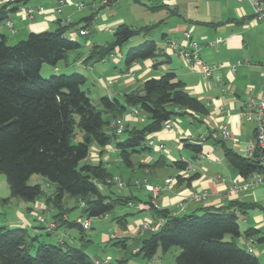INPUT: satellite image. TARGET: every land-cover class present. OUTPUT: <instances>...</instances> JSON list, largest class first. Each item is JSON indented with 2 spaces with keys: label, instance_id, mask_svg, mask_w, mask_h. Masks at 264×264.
I'll use <instances>...</instances> for the list:
<instances>
[{
  "label": "trees",
  "instance_id": "trees-1",
  "mask_svg": "<svg viewBox=\"0 0 264 264\" xmlns=\"http://www.w3.org/2000/svg\"><path fill=\"white\" fill-rule=\"evenodd\" d=\"M28 1L16 0L0 5V27ZM117 1L109 0L107 5ZM94 18L95 14L83 21L90 22ZM78 25L64 26L59 22L55 31L30 33L25 40L14 45L8 44L6 36L0 38V174L6 178L11 198L34 202L45 197L48 206L57 213L54 217L57 223L64 215L66 196L78 200L88 219L108 216L120 205L136 204L137 199L133 196L112 198L103 193L102 186L112 187L107 182L114 175L105 162H89L93 147L100 149L102 156L105 149L113 145L121 161L132 167L134 154L152 150L146 144L148 136L162 131L167 122L189 112L201 116L208 114L206 105L192 96L185 84L171 72L146 80L139 90L124 93L123 102L104 96L98 106L83 90L87 83L84 75L75 73L42 78L44 64L56 68L67 60L70 52L80 50L81 44L67 35ZM152 29L120 24L114 32V40L106 46H95L89 59L104 61L132 38L146 35ZM158 57L166 55L154 41L147 40L125 53L124 64L129 69L136 62ZM131 109L146 114V124L141 129H131L126 124L124 133L128 136L119 141L112 122L124 118ZM106 127L111 129L112 136L106 132ZM77 129L83 136L74 144ZM213 142L221 146L224 159L243 179L264 172L260 163L264 154L262 150L257 148L249 157L227 147L223 140ZM185 146L195 155L202 153L199 144L186 143ZM161 164L167 165V162L160 158L155 166ZM169 165L179 171L189 167L184 161ZM33 175L44 177L55 187V192L47 196L40 185H30ZM144 204L148 205L147 210L152 213L155 223L160 219L163 223L156 231H146L147 235L139 239L140 249L136 253L128 249L123 239L115 243L129 253L119 260L120 264H127L132 257L152 261L159 251L165 254L176 247L181 252L175 257V264H263L255 254L237 243L242 233L234 210L244 212L258 208L257 205L230 202L223 208L202 209V215H177L156 208L152 195ZM128 216L116 218L121 227H127ZM64 224L82 232L85 230L76 221ZM259 233L249 229L244 235L251 238ZM227 236L231 241L225 240ZM0 264L95 263L81 248L40 242L25 228L0 227Z\"/></svg>",
  "mask_w": 264,
  "mask_h": 264
},
{
  "label": "crops",
  "instance_id": "crops-1",
  "mask_svg": "<svg viewBox=\"0 0 264 264\" xmlns=\"http://www.w3.org/2000/svg\"><path fill=\"white\" fill-rule=\"evenodd\" d=\"M58 1L29 0L25 6L11 15L9 22L12 23L14 29H10L6 24L5 28L0 27V38L6 36L7 41H14L12 43L14 45L25 40L30 33L55 31L59 22L64 26L78 23V26L67 33L69 39L78 42V37L81 36L80 30L87 31V35L83 36L87 37V41L81 45L79 51L75 52V70L87 74L89 76L85 75L87 82L93 78L97 79L101 94L109 98L123 97L126 92L139 90L148 79L159 78L170 72L176 74L177 78L185 84L186 90L206 105L208 114L201 116L189 112L186 115L175 117L172 120L171 129L164 128L148 136V139H152L155 143L163 144L165 150L151 148L152 150L134 154L131 168H138L143 172L144 183L161 188L158 199L153 203L158 208L167 209L173 214L198 215L203 213L202 209L223 208L230 202L257 205L258 208L244 212L234 210L242 233L237 243L245 249L252 247L255 251L262 250L264 247V185H257L250 191L228 194L229 185L234 182L241 185L244 179L226 162L220 145L214 144L210 139L205 142L199 140L200 136L208 138L212 130L226 126L231 134V139L224 142L226 146L241 155H247L255 125L247 122L241 114L248 99L264 97V76L262 75L264 73V21H254L251 3L248 0H118L105 8H100L97 4V9H94L91 0H70L73 3L84 2L85 6L79 9L73 5L58 6ZM39 7H42L44 12H36L33 19L27 18L23 13L27 8ZM93 14L95 18L92 21H83ZM120 24H127L134 28L153 27L150 32L156 31L158 36L155 34L151 37L144 36L138 42L154 41L166 55L163 58L165 62L159 63L158 57L136 62L127 69L125 64L116 63L115 51L118 49L114 51L115 57L113 58L110 56L104 61L89 59L95 46H106L94 41L96 37L88 39L92 31L99 28L100 32L114 34ZM185 32L189 37L185 36ZM218 40L219 43L216 44ZM168 41H175L179 48L190 50L193 49L191 42H195L201 60L208 65L221 63L233 65L237 61L243 64L238 67L236 73H232L228 67H225L215 72L213 78H205L199 70L187 66L177 52H169L167 50ZM110 59L114 60L116 65L119 64L114 72L115 75L102 77L99 71V67H102L100 63H105ZM246 61L248 63H245ZM216 78L220 81L217 82ZM140 118L136 119L131 116L130 111L124 116L126 124L131 129L145 123L146 117L143 118L141 115ZM234 141L239 144H235ZM186 143L201 145L202 153L195 155L186 148ZM92 149L95 151L92 154L100 157L101 150L96 147ZM185 150H188L190 154H185ZM105 152L101 156L105 163L111 157L115 160L120 158H117L118 151L112 146H108ZM160 158H163L167 165L161 164L156 167L155 164ZM177 161L189 163L190 168L179 171L169 165ZM218 177L223 182L219 181ZM167 180H172V182L167 184ZM126 184L137 186L139 182L136 180L133 183L129 179ZM47 185L53 191L51 193L44 191L47 196H51L55 192V187L48 183ZM203 190L209 193L205 202L198 204L190 199L191 194ZM8 191L7 183L4 186L0 181L2 210L6 208L11 213L10 218H0V227L25 228L38 239L42 236V231H45L50 242H55L53 244L70 246L68 240L70 232L64 224L70 221L68 215L70 208L66 207L62 211L64 215L57 223L54 219L56 211L40 200L41 198L34 202L19 198L12 200ZM149 195L151 196L150 193ZM129 204H132L128 205L129 207L134 206L133 203ZM139 207L145 213L144 215L150 213L147 210L148 205L140 203ZM33 214H39V217L36 219ZM42 217L46 222L54 223L55 228L47 231L45 225L39 221ZM74 221L79 223V221L83 222V219L78 216ZM146 221L156 224L153 215L150 218L146 215L145 219L135 220L134 223H128L124 228V235L121 239L126 241V246L132 249V253L140 249L137 240L147 235V232L140 234L138 231L141 224ZM89 224L91 228L90 219ZM249 229L260 233L257 237H245L244 234ZM133 233L134 237H132ZM129 234L132 236H128ZM110 236L102 235L103 242H110ZM261 239L263 241L259 242ZM83 242L93 243L91 240H83ZM117 248L122 251L121 259L129 256L127 251L123 252L122 248ZM97 254L95 253L94 257L88 255L95 259L99 258ZM256 256L264 264V255ZM151 263L156 264L157 262L152 260Z\"/></svg>",
  "mask_w": 264,
  "mask_h": 264
},
{
  "label": "rangeland",
  "instance_id": "rangeland-1",
  "mask_svg": "<svg viewBox=\"0 0 264 264\" xmlns=\"http://www.w3.org/2000/svg\"><path fill=\"white\" fill-rule=\"evenodd\" d=\"M1 28H5V24L2 25ZM95 30L96 31H92V34L90 36H88V39L96 37L94 39V41L99 42L103 45H108L109 43H111L114 40V34L113 33L104 32V31L100 32L99 28H97ZM6 32H7V29H6ZM154 34L156 36H158L156 31L150 32L146 35H138V36L132 38L126 44H124L121 49L116 50L115 51L116 63L120 62V64L124 65L125 53L129 49L139 46L141 44V42L139 43L138 41H140L144 36L149 35V37H151ZM9 37L11 38L10 35H9ZM86 41H87V37H83V36L78 37V42L81 45H83ZM13 42L14 41L9 40L8 44L13 45L12 44ZM75 54H76L75 52H70L68 54L69 55V59H67L68 61L66 60V61L60 62L58 64L57 68H54V67L47 65V64H44L42 66V69H41L42 78L49 79L53 75H55V76L72 75L75 73H78V74H81L84 76L86 75L87 77H89L87 74H85V73L83 74V73L75 70L76 69V67L74 65L76 62V60H75L76 55ZM163 58L164 57L158 58L159 63L162 64L165 62ZM97 64H99V62ZM118 65H116L115 61L111 60V59L106 61L105 63H100V66H102V67H99L100 75L102 77H105V78L108 76L115 75L114 72H116V70H117L116 67ZM83 90H85L87 92L88 96L91 98L92 102L96 106H98L100 98L104 97V95L101 94V91H100L101 88L99 87V83L97 82V79H95V78H93V80L90 79L83 86ZM111 98L112 99L117 98L121 102H123V98L120 96H115V97H111ZM141 115L143 118L147 117L146 114H144L142 112H141ZM104 117H107V116L104 115ZM145 124H146V122L141 123L137 126V128L141 129L145 126ZM106 132L110 136L113 135V132L111 131V129H109L107 127H106ZM82 136H83V134L77 129L75 136L73 138V143L77 144L79 141H81ZM127 136H128V133L121 134L118 136V140L123 141L127 138ZM147 141H146V144H147ZM112 147L114 148L113 145H112ZM94 152H95L94 149H91L90 154H92ZM184 153L188 154V155L190 154V152L188 150H185ZM97 158L101 159V155H100V157H98V156L92 154L89 157V162L97 163L100 161V159L97 160ZM117 158H119L118 155H117ZM101 161H102V159H101ZM106 166L108 167V170L114 175V177L111 180H108L111 182H107V185H112L111 188H108L106 186H102L101 190L103 191V193L110 195L112 198L133 196L137 199L136 204H134L133 207H129L127 205H120V206H117L114 209V211L111 214H109L108 216L90 218L92 227L89 228L88 230L87 229L84 230V232H82V233H81V230L77 227H71V228L67 227L68 232H70L68 240H69V244L71 247L81 248L84 251H86V253H88L91 257H94L95 253H98L97 255L99 256V258L109 256L111 258V261H110L111 264H119V259H121V257H122V251H120L121 249H118L115 246V243H117L119 240H121V238L124 235L125 229L119 225L116 218H118L120 216H124V215H129L127 217V220H128L129 224H132V223H134L135 220L145 219L146 215L149 218L152 217L151 213H149V212L146 215H144L145 213L143 211H140V207H139L140 202H142V203L148 202V200L150 198L149 197L150 192L147 190V186L149 184L144 183L143 172L141 170H139L138 168L133 169L131 167L126 166L120 160V158L115 160L114 157H111L108 160V162H106ZM169 172H170V170H169ZM114 178H119V180L124 184V188H120L117 183L113 182L112 180ZM129 179H131L133 183H135L137 180L139 182V184L137 186H135V185L134 186L133 185L128 186L126 183H127V180H129ZM0 181L3 182L4 186L7 183L6 178L3 174H0ZM171 182H172V180H171ZM111 183H113V184H111ZM29 184L30 185H40L46 192L48 191L49 193H51L53 191V189L47 185V180L40 175H33L29 181ZM151 186H153V185H151ZM8 190H9V187H8ZM8 192H9L8 195H10V190ZM157 199L158 198H156V199L152 198V202L156 201ZM12 200H18V199L12 198ZM40 200H43L44 202H46L45 197L41 198ZM153 204L155 206V203H153ZM65 206L70 208V210L68 211L70 221H74L78 216L82 217L83 222L87 219V216H85L83 214L82 209L79 206L77 199L66 196L65 197ZM0 215H1L0 218H2V219L5 217L10 218V216H11V213L9 210H7L6 208L4 210H2V204L1 203H0ZM198 215H202V213H199ZM33 216H34V218L37 219L39 217V214H33ZM47 217H48V212H47ZM102 235H108V236L115 235L117 240H112L108 243H104L102 240ZM132 235L129 234L128 236L134 237V233ZM39 239H40V242H46V243H52V244L55 243L52 241L50 242V238L48 237V235L45 231H42V236H40ZM83 240H91L93 243H89V242L84 243ZM225 240L231 241V237L227 236L225 238ZM137 245L139 248V246H140L139 240H137ZM36 247H37V244H36ZM123 252H125V251H123ZM180 252H181V250L177 247L173 248L172 250H170L168 253H165V254L162 251H159L158 254L156 255V257L154 258V260L157 262L156 264H175V257L177 255H179ZM31 254L32 255L35 254V249L31 251ZM123 256H125L124 253H123ZM128 264H152V263H151V261H145L141 258H131L130 261L128 262Z\"/></svg>",
  "mask_w": 264,
  "mask_h": 264
},
{
  "label": "built area",
  "instance_id": "built-area-1",
  "mask_svg": "<svg viewBox=\"0 0 264 264\" xmlns=\"http://www.w3.org/2000/svg\"><path fill=\"white\" fill-rule=\"evenodd\" d=\"M16 0H0V5L12 2ZM108 1L109 0H91V4L94 9H97V4L100 7H108ZM239 1H245V0H239ZM252 7H253V19L256 22L264 21V0H248ZM64 5H73L79 9H82L85 6L84 2H76L73 3L70 0H59L58 6H64ZM36 12H44V9L42 7L39 8H27L23 11L24 15L27 18L33 19ZM6 25L10 29H14L11 22H7ZM80 35L85 36L87 35L86 30H80ZM185 36L189 37V35L185 32ZM219 43V40L216 42V44ZM191 46L193 49H187V48H179V46L176 44L175 41H168L167 42V50L169 52H177L184 60V62L189 66L190 68L194 70H199L200 73L203 74L205 78H213L214 73L217 72L220 69H223L225 67H228L232 73H236L238 67H240L243 62L237 61L233 65L228 64H218V65H208L204 63L200 56L199 52L197 50V44L195 42H191ZM111 57H115L114 54L111 55ZM245 63H248L247 61ZM264 76V73L262 74ZM216 81L219 82L220 79L216 78ZM225 91V90H224ZM221 111L223 112V108H221ZM131 116H133L136 119H141V112L138 109H131L130 110ZM244 119L255 125L254 129V135L253 139L250 142V145L247 149V156L251 157L253 156L256 149H260L264 153V97L260 98H250L245 103L244 110L241 114ZM143 121V119H142ZM126 122L124 118H118L112 122V128L115 129L116 133L118 135H121L125 131ZM165 129H171L172 128V121L167 122L164 126ZM189 139H192L191 136H188ZM223 140L228 141L231 139L230 131L226 126H223L217 130H212L206 138L205 136H200L199 140L200 142H205L206 140ZM235 144H239L237 141H234ZM147 145L150 148H156L158 150H165L163 144H157L152 139H148ZM260 163L262 168L264 169V154L262 155L260 159ZM190 165V164H189ZM190 166L188 167V169ZM219 181H222L220 177H218ZM113 182L117 183L120 188L124 187V184L119 180V178H114L112 180ZM111 182V181H108ZM223 182V181H222ZM166 183H171V180H167ZM257 185H264V172L262 174H254L248 179H244L243 183L241 185L237 184V182L232 183L228 186V194H234L238 191H250L253 190ZM147 190L152 195V198L156 199L159 196V193L161 191V188L159 186H147ZM209 193L207 190H203L200 192H195L191 194L190 199L195 203H202L205 202L208 199ZM83 205V204H82ZM132 205V204H129ZM155 206L158 208V206L155 204ZM40 223L45 225V228L47 231H51L55 228V224L51 222H46L45 218H40ZM79 223L82 225V227L86 230L89 229V219H86L84 222ZM163 223V220L160 219L159 222L156 224H153L149 221L143 222L141 226L139 227L138 231L140 234H143L146 231H156L158 227ZM115 235H111L110 239H115ZM249 252L255 254V255H264V247L260 251H255L252 247L247 249ZM111 258L109 256L103 257V258H95L94 263L95 264H110Z\"/></svg>",
  "mask_w": 264,
  "mask_h": 264
}]
</instances>
